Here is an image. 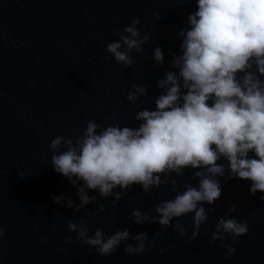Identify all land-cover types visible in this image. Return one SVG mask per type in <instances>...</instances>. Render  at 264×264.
<instances>
[{
  "label": "water",
  "instance_id": "water-1",
  "mask_svg": "<svg viewBox=\"0 0 264 264\" xmlns=\"http://www.w3.org/2000/svg\"><path fill=\"white\" fill-rule=\"evenodd\" d=\"M195 11L196 0H0V227L6 233L0 238V264H264V199L250 193L251 181L228 179L227 172L220 177L221 198L214 207L204 205L208 219L192 239V215L164 229L154 219L155 206L198 186V169L163 177L150 194L133 187L119 202L115 193L101 198L89 192L96 200L79 211V185L52 169L49 145L57 136L75 142L90 121L99 131L136 128L137 112L155 109L158 82L181 54L178 33ZM133 19L140 21L141 37L150 39L140 53H129L134 64L125 67L107 45L118 41L117 33ZM157 47L163 49L162 66L153 59ZM136 84L146 87V95L133 104L127 94ZM53 194L70 199L73 207L66 206L67 199L54 203ZM233 205L236 211L230 212ZM133 209L149 220L134 223ZM229 216L247 221L248 235L213 241L218 221ZM80 218L90 235L97 229L105 236L126 229L134 245L131 237L144 232L154 247L128 255L122 244L102 257L68 230L67 224ZM178 222L183 236L175 228ZM228 247L235 248L230 258Z\"/></svg>",
  "mask_w": 264,
  "mask_h": 264
},
{
  "label": "clouds",
  "instance_id": "clouds-1",
  "mask_svg": "<svg viewBox=\"0 0 264 264\" xmlns=\"http://www.w3.org/2000/svg\"><path fill=\"white\" fill-rule=\"evenodd\" d=\"M139 23L133 19L117 33L118 41L107 45L117 64L131 67L134 61L129 53H140L150 39L147 34L141 37ZM178 38L181 54L173 57L172 70L158 82L161 94L155 109L137 112L138 127L116 125L99 131L90 121L75 142L57 136L49 147L53 171L79 185L77 211L96 200L89 192L101 198L115 193L114 200L119 202L121 194L133 187L150 194L161 186L163 177L198 169L194 171L198 186L189 185L174 199L157 204L154 218L167 229L174 219L192 215V239H197L208 219L204 205L214 207L221 198L219 178L226 172L228 179L251 181L250 193H260L264 199V0H196V11L187 17V27ZM153 59L164 64L162 48L153 50ZM145 95L146 87L136 84L127 100L135 104ZM172 183L176 192V182ZM65 199L52 196L56 204ZM66 206L72 208L73 201L67 199ZM229 211L235 212V206ZM131 216L136 224L149 220L148 214L137 209ZM67 228L79 243L102 257L111 256L122 244L128 255L154 247L144 232L131 237L134 245L126 229L110 236L97 229L90 235L84 218L70 221ZM175 228L184 235L179 222ZM248 233L247 221L229 216L218 221L212 240L223 242L230 235L235 242ZM5 234L0 227V238ZM67 243L73 239L69 237ZM234 254L235 248L228 247L227 257Z\"/></svg>",
  "mask_w": 264,
  "mask_h": 264
}]
</instances>
